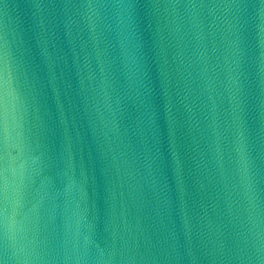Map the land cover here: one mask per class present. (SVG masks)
Here are the masks:
<instances>
[{"label":"water","instance_id":"1","mask_svg":"<svg viewBox=\"0 0 264 264\" xmlns=\"http://www.w3.org/2000/svg\"><path fill=\"white\" fill-rule=\"evenodd\" d=\"M0 264H264V0H0Z\"/></svg>","mask_w":264,"mask_h":264}]
</instances>
